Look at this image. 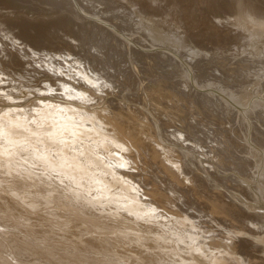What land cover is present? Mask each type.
<instances>
[{"label": "bare ground", "instance_id": "bare-ground-1", "mask_svg": "<svg viewBox=\"0 0 264 264\" xmlns=\"http://www.w3.org/2000/svg\"><path fill=\"white\" fill-rule=\"evenodd\" d=\"M143 1L147 6L154 4L150 2L152 0ZM176 1L167 0V4H173L172 7L176 11L183 9L177 15L179 22L188 21L192 14H184L187 9L181 8L186 0H178L179 4L175 5ZM203 2V5L200 2L198 4L200 3L202 14L206 18V12H210L211 6L209 5L212 4L205 0ZM156 7L160 9L157 4ZM67 8H69L68 5ZM95 10L96 8L93 7L92 12ZM95 13L99 15V12ZM199 13L196 12L193 16L194 21L207 28L209 25L207 26L202 21V16ZM36 16H33L32 20L25 19V22L13 23L15 19L6 17L0 11V170L26 181L38 180L40 184H45L50 189L48 191L51 194L61 191L64 193L65 199L72 200L75 205L77 204V207L83 208L88 213H92L94 210V212L107 215L111 219L124 218L126 219L124 221L136 226L135 228L138 230L143 224H152L163 228L162 235H157L156 237L160 238H156V241L163 238L164 243L161 248L165 252L171 251L174 253H171L172 255L178 257L176 261L172 260L171 264L217 263L216 252L218 251L215 250L218 249V245L224 243L223 235H227L225 237L230 242V244L226 242L224 245H229L232 250H235V247L231 245L233 243L237 245L236 238L233 237L234 231L226 230L223 226L235 227L238 225L237 222L236 225L234 224V216L228 210L231 207L234 208L233 204L227 207L226 202L218 200L220 196L219 194L215 195L217 191L214 193L212 190L214 194L211 196L215 200L209 201L195 191L193 194L192 190L193 186H196L199 193L203 196L208 195L206 185H213L211 177L209 178L207 175L210 173L217 179L221 177L222 183H225L226 186L232 189L237 186L240 191L247 189L250 194L255 196L250 186L248 188L241 186H248V182L237 177L234 171H237L241 166L252 170L251 165L256 164L252 173L260 181L264 179V169L260 171L264 165V151L257 150L255 146L250 147V150L247 149L244 153L237 149L239 148L238 144L250 145L247 140L251 134L253 144L261 142L259 147L264 150V138L259 136L260 140L256 139L257 132L264 134V125H257V122L252 123V126L256 127L253 132L250 124L240 120L242 113L239 114V111H228L230 114H226L225 117L226 111L222 110L221 112L215 104L216 101H223L224 98L218 92L212 93L214 104H206L199 107L200 109H196L195 105H200L201 93H198L199 91L193 83L197 86L203 84V87L213 86L200 83L201 80L198 76L200 72L196 71L197 74H194L193 79L195 82L187 75L190 82L189 88L182 78L183 75L180 76L185 86L182 90H188V96L184 94L181 87L174 84V88L166 87L165 89L173 93L177 86L175 92L181 90L186 98L192 97L195 100L194 104H187L186 98H184L185 100L180 98L181 105L175 103L178 108L182 107L183 111L188 110L191 113L193 126L186 121V116L170 118V112L164 113L163 119L158 117L160 127L151 119H148L147 122L141 121L142 125L148 130L152 129L153 132L152 135L148 133L152 145H146L120 123L118 116L124 119V115H120L121 111L135 119L138 114L118 101L122 95L132 94L131 87H143L150 82L147 80L152 78L150 73L154 71L153 63L151 62V64L150 61L158 59V56L144 55L131 50L128 43L122 42L123 38L119 39L118 36L109 35L101 28L102 25L105 26L103 23L79 20L71 12L65 16L51 15L47 20L34 19ZM219 21L215 19L216 23ZM73 23L78 30L83 26L87 31L98 32L106 47L96 49L95 46H92V52L89 53L83 48V44L92 42L90 39L80 38V40L67 33L60 38L40 33L42 36L40 38L32 33L47 29L46 25H49L50 28L56 24L69 27ZM248 26L251 32H262L259 28ZM84 32H81L83 37H85ZM253 37L257 39L256 36L253 35ZM64 38L73 42L75 46L68 44ZM92 45H94L93 42ZM108 45H112V47L108 48ZM118 47H126L128 57H122L116 49ZM143 52L147 54L148 51ZM141 58H145L149 63H145L141 68L143 72L138 74L131 60H134L136 67H141ZM170 66L172 67V65ZM176 67L181 69L182 66ZM260 70L258 73L264 74ZM214 74L216 75V73ZM223 77L226 76L220 75L217 78L222 82ZM155 78L157 79V77ZM34 82L38 84L36 87L32 85ZM154 85L159 84L155 81ZM25 87H31L32 90H29L34 92H31V96L36 100V105L30 99L24 100L25 102L21 101L20 91ZM161 87L163 88V86ZM222 87L231 86L223 84ZM114 95L118 97V100L113 98ZM141 98V101L143 100L146 104V98ZM149 103L151 104V102ZM211 107H216L215 113H212ZM202 109L205 110V115L201 112ZM253 112L257 113V116L259 115L257 111ZM181 114L185 115L183 112ZM201 117H204V123L200 121ZM261 122L264 124V119ZM241 126L246 128L242 129ZM226 133H229L230 136ZM206 144L208 147L205 146ZM228 151L232 152L231 156ZM193 152L202 158L208 172L204 167L198 165V160L191 154ZM222 158L231 159V167H224ZM232 167L233 170L235 169L234 171L230 170ZM243 173L246 172L241 174ZM228 179L231 182L229 184L226 183ZM260 181L256 187L261 189V196L264 197V185H260ZM243 190L241 192L244 193ZM221 192L228 198H233L229 191V193ZM45 200L47 203L48 198ZM27 205L31 209H37L34 204L28 203ZM85 207H89V209ZM54 215L56 216V214ZM61 216L63 217V215ZM211 217H215V219ZM205 218H208L209 223L212 224L205 225ZM233 224L235 226H232ZM188 225L194 226L198 231L196 233L185 231L184 227ZM254 226L253 228H256ZM177 227L181 229V232ZM193 228L190 230H194ZM262 229L264 226L258 230ZM128 230L131 229L128 228ZM252 232L254 234V230ZM258 236L260 247L256 250V254L252 253L247 257L248 262L249 259L254 258L264 262V232ZM253 238L254 241L255 237ZM173 241L177 243L178 252L173 250ZM131 243L129 242V248L127 246L126 248L132 251L135 247L131 246ZM213 246L216 247L215 250ZM180 255L185 257L182 258ZM240 258L238 257V259ZM255 259L254 261H256ZM162 264L164 263L162 262Z\"/></svg>", "mask_w": 264, "mask_h": 264}, {"label": "rangeland", "instance_id": "rangeland-1", "mask_svg": "<svg viewBox=\"0 0 264 264\" xmlns=\"http://www.w3.org/2000/svg\"><path fill=\"white\" fill-rule=\"evenodd\" d=\"M205 1L208 3L211 2L212 4L209 5L211 6V10L210 12H206V18L204 14H202V8H200V3L204 4L203 0H186L184 1L185 3L183 2L181 8L184 7L187 9L184 14H192L189 18V20H192H188L189 22H179L177 20V15L178 12H180V10L183 11V9L179 11L174 10L172 7L173 4H167V0L150 1L154 3L152 4L154 6L144 5L143 0H1L0 11L3 15H6V17L15 19L13 23L25 22V19L32 20L35 15L37 16L34 19L47 20L51 15L65 16L67 13L71 12L73 16H76L79 20L81 19L92 23H94V21L103 23L105 26L102 25L101 28L108 32L109 35L118 36L119 39L123 38L122 42L125 44L128 43V46H131L130 49L133 51H137L144 55H157L158 59L150 61V63H153L151 64L154 66V71L150 73L152 78L147 80V82H150L145 85L146 87H131L132 94L128 96L122 95V98L118 101L120 104L128 106L131 111L138 114V117L135 119L129 114L127 115L126 112L121 111L120 115H124V119L118 116L120 123L124 125V128L130 130L137 139L151 146L152 142L150 140V135L153 134L152 129L148 130L147 127L142 125L141 121L147 122L148 119H151L160 127L158 117L163 119L165 116L164 113L170 112L174 114H172L173 116L170 114V118H184L186 116V121L189 122L190 125L193 124V121H191V113L188 110L183 111L182 107L178 108L175 103L177 102V104L179 103V105H181L180 102L185 100L184 98L188 96V90H182L185 86L180 76H184H182V78H184L183 80L189 88L190 82L188 81L187 75L190 76L193 81L194 74H197L196 71L200 72L198 76L199 79L203 81H200V83L213 85L212 87H203V84V86H199L200 84L197 86L193 83L195 88L199 91L198 93H201L200 105L196 104V109H200L199 107H203V105L206 104H214V101H212L214 95L212 93L218 92V94L224 98L223 101H216L215 104L221 112L222 110L224 112L226 111L225 117L227 116L226 114H230L228 111H239V114L242 113L243 117H241L240 120L250 124L251 131L256 128L252 126V123L257 122V125H264L263 122H261L264 119V74L258 73L259 69L264 72V0ZM176 2L175 5L179 4L178 0ZM198 2L200 3L198 4ZM156 4L160 6V9L156 7ZM67 5L69 8H67ZM93 7L96 8L94 12H92ZM95 12H99V15ZM196 12H200L199 14L202 16V21L207 26L209 25L207 28H204L194 21L193 16ZM108 19H111L112 22L108 21ZM215 19L220 20L219 23H216ZM74 25L73 23L69 27H64L56 24L52 25L53 28L46 25V27H48L47 29H41L39 32L34 31L32 33L40 38L42 37L40 33L50 37L57 36L58 38L63 37L64 34L67 33L78 37V39H90L94 45H92V42H85V44H83V48L89 51V53L92 52V46H95L96 49H99V47H106L98 32L92 30L87 31L83 26L78 30ZM248 25L252 28H259L262 32H251ZM81 32H84L85 37H83ZM93 33L94 35H92ZM253 35L256 36L255 38L257 39H254ZM67 42L75 46L73 42L69 40ZM107 47L111 48L112 45H108ZM116 49L122 57H128L127 55L129 54L126 53V47H118ZM53 50L56 51V49ZM140 50H142V52H140ZM143 51L148 52L145 54ZM131 62L133 66L135 65V71L138 74L143 72V70H141L143 65L149 63L145 58H141L140 60L141 67H136L134 60H131ZM170 65H172V67ZM176 66H182L183 68L181 67V69H178ZM30 73L32 74L33 72ZM214 73H216V75ZM220 75L226 76L222 78V82L217 78ZM155 77H157V79ZM155 81L158 82L159 85L155 86ZM126 84H128L127 81ZM173 84L181 87V90L184 91L186 96L181 93V90L180 92H175L177 86L173 92L174 94L165 90L166 87L174 88ZM223 84L231 87H222ZM32 85L36 87L38 84L34 82ZM39 86H41V84H39ZM161 86H163V88ZM29 89H31V87H25L20 91L21 101H28L30 99V101L36 105V100L31 96L32 89ZM210 94H212L213 97ZM175 95L177 98H174ZM141 97H145L148 104H145L143 100L141 101ZM109 98L106 99L109 100ZM113 98L118 100V97L115 95ZM185 101H187V104L195 103L192 97H187ZM149 102H151V104ZM211 111L215 113L216 107H211ZM253 111H257L259 115L257 116V113ZM182 112L185 113V115L182 116ZM201 112L205 115V110L202 109ZM201 119V122L205 120L204 117H201ZM241 128L245 129L246 127L241 126ZM226 134L230 136L229 133ZM257 134V140H260L259 136L264 138V134L259 132H257ZM249 137L251 139L249 138L247 141H249L251 146L246 143H237L239 146L237 149H239L240 152L244 153L247 149L249 151L250 147L253 146L261 152L264 151L259 147L261 142H257L258 144L254 145L251 141L253 140L251 134ZM219 140L217 141L220 143L221 141ZM205 146L208 147L207 144ZM228 152L229 156H231L232 152ZM191 154L198 160V165L204 168L206 167L202 158L198 157L194 152ZM221 160L224 163V167H231V159L227 160L222 158ZM255 165L256 164H252L251 166L256 168L254 167ZM263 169L264 165L260 168V171ZM205 170L208 172V169L205 168ZM230 170L234 171L235 169L233 170L232 167ZM252 170L241 166L237 171H234V174L248 182V186H241L244 188L250 186L255 196L250 194L247 189H242L244 191L243 193L241 192L242 190L240 191V188L237 189V186H235L236 190L226 186L225 183H222L221 177L217 179L214 177L215 175L211 176L210 173H207V175L209 178L211 177L210 179L213 185H206L208 188V195L203 196L199 193V189L193 186V194L195 191L198 195L209 201L215 200L211 194L213 195L217 191L215 195L219 194L220 197L218 200L226 202V204H224L226 206L228 204L227 207L233 204L232 206L234 208L231 207L228 210L229 213L234 216V224H241L239 226L233 224L232 226L235 227L223 225L224 229L231 232L234 231L233 237L236 238L235 241L237 245L236 243L231 244L235 247V250H232L229 245H224V243L227 242V244H230V242L226 239L227 235H223L225 238H223L224 243L218 245V249L213 246L214 250L216 249L215 251H218L216 252L218 262L215 264H255L257 261H259V263L256 264H264V262H261L262 260L255 258L256 261H254V259H249V262L247 261V257L252 255V253L256 254V250L260 247L258 245V243H260L258 242V235L264 232V229L261 231L258 230L264 226V197L261 196V189L256 187L260 180L252 173ZM242 172H246L247 175L246 173L241 174ZM6 174L7 173H4L2 169L0 170V185L2 184L0 186V264H160V262L161 264L162 262L164 264L170 262L169 264H171L178 258L172 255L174 253L171 251L167 250V252H165L163 248H161L163 247L162 243H164L163 238V241L161 239H159L160 242L158 239L156 241V238L159 237L156 236L162 235V231H164L163 228L157 225L143 224V226H140V230H138L135 228L136 226L124 221L126 220L124 218L111 219V217L94 212V210L93 212L91 210L93 214L86 212L83 208L77 207V204L75 205L72 200L68 201V199H65L63 192L49 193L48 190L50 189H48L45 184H40L38 180V183H36L37 181L30 182L16 175L10 176ZM249 179L254 182H251ZM226 183L229 184L231 182L228 179ZM259 184L264 185V179L261 180ZM46 190L47 192H45ZM221 191L230 192L229 194H231V197L233 195L234 200L233 198H231L232 200L228 198ZM46 198H48L47 203L45 200ZM28 203L36 205L37 209H31L27 205ZM85 208L89 209V207ZM54 214H56V216ZM60 214L63 215V217ZM211 218L215 219V217ZM204 222L205 225L208 226L212 224L209 223L208 218H205ZM253 226L256 228H253ZM189 227L190 225L184 227V230L191 233H196L198 231L194 226ZM128 228L131 230H128ZM191 228L194 230H190ZM178 230L181 232V229ZM253 230L255 235L252 232ZM258 232L259 234H257ZM253 237H255L256 241H253ZM232 241L235 242L234 240ZM129 242H132L131 246L133 245V247H135V251L134 249L132 251L127 249L129 248ZM173 243V250L178 252L176 247L177 243L174 241ZM180 257L184 258L185 256L180 255ZM238 257L240 259H238Z\"/></svg>", "mask_w": 264, "mask_h": 264}]
</instances>
